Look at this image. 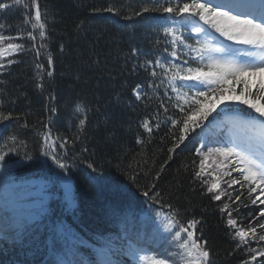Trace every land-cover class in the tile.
Returning <instances> with one entry per match:
<instances>
[{"label":"trees","instance_id":"trees-1","mask_svg":"<svg viewBox=\"0 0 264 264\" xmlns=\"http://www.w3.org/2000/svg\"><path fill=\"white\" fill-rule=\"evenodd\" d=\"M159 2L162 0H38L41 11L47 13V47L37 61L45 67L43 91L35 87L34 51L9 57L19 63L0 72V111L12 114L11 119L0 122V150L8 153L0 162V264H99L102 259L136 264L124 250L130 244L144 248L149 255L153 249L165 256L176 253L172 237L164 232L156 215L168 208L153 203L151 197L155 193H159L162 203L179 210L182 223L190 219L201 221L196 234H202L207 241L211 264H244L249 259V248L264 249V242L256 241L238 248L240 241L233 239L226 224L227 213L220 211L224 203H230L233 218L247 228L264 205H252L246 187L241 189L236 184L229 188L228 177H224L227 183L222 182L221 188L231 194L230 198L225 195L214 201L204 184V180L211 183L216 174L211 160L206 162V168L211 167L205 175L195 177L201 160L197 147L207 152L210 147L224 145L222 134L226 130L243 139L246 135L239 132H247L236 130L240 129L237 126L252 117H264L247 105L225 101L173 153L168 152L173 133L179 138V130L173 129L168 119L180 115L174 106L175 94L168 89L165 95L163 75L153 78L152 69L145 71L140 65L146 60L154 62L157 57L164 63L173 59L164 52L165 47L170 51V46L161 31L163 26H170V18L156 12L135 15L145 5L154 7ZM234 2L250 4L245 0ZM24 3L30 5V0ZM110 7L115 11H107ZM24 19L23 4L4 10L0 14V34L17 36L31 30ZM181 31L194 45L196 35L189 29ZM213 35L236 47L218 33ZM13 42L23 43L26 48L31 45L26 37ZM133 48L138 50L135 55ZM180 51L183 54L185 50ZM48 54L53 59L51 78L46 75ZM186 59L189 57L181 55L173 62ZM156 71L161 73L159 68ZM150 81L160 86L149 87ZM137 85H141L139 100L133 92ZM242 87L236 84V91L226 95L239 96ZM49 95L54 99L50 101ZM162 101L168 108L166 113L160 107ZM258 103L264 104V100ZM78 104L82 112L87 111L82 133L76 127L82 118L75 112ZM46 106L57 109L51 114L54 139L59 136L72 141L80 136L64 148L59 147L62 141H57L55 148L57 159L68 165V187L63 184L65 173L51 157L42 154V140L37 132L43 131V123L49 120ZM146 118L153 126L151 134L141 127ZM157 123L159 128L155 127ZM215 123L220 128H212ZM13 133L18 138L16 144L5 147V138ZM10 147L16 150L9 152ZM89 163L95 171L88 168ZM232 176L240 179L236 173ZM66 190L69 205L64 196ZM145 191L149 197L143 195ZM237 195L241 201L232 203ZM259 222L264 223V219ZM71 241L72 251H57Z\"/></svg>","mask_w":264,"mask_h":264},{"label":"snow or ice","instance_id":"snow-or-ice-1","mask_svg":"<svg viewBox=\"0 0 264 264\" xmlns=\"http://www.w3.org/2000/svg\"><path fill=\"white\" fill-rule=\"evenodd\" d=\"M21 4L25 9L24 24L30 25L31 30L20 32L17 36L0 34V72H5L9 65L19 63L9 57L17 53L34 51L35 87L43 91L45 67L37 61L42 55V50L47 47L44 43L48 38L47 13L41 11L38 0H30V5L24 3V0H12V3L0 2V14L4 10L12 8L13 5ZM107 11L114 12L115 10L110 7ZM147 12L166 14L170 18V26H163L161 29L166 38L165 43L170 46V51L169 47H165L164 52L176 60L181 59V55L189 57L182 63H175L173 59H168L164 63L160 57H157L154 62L146 60L140 65L145 71L151 68L150 76L153 78L163 75L165 79L161 80V84L166 86L165 95H167L168 89H171L175 94L174 106L180 115L177 119L171 117L168 119L171 120L172 128L179 130V138L176 139L175 133H173V144L168 149L170 154L185 141L190 132L201 127L204 120L217 108L218 104L225 101L247 105L255 113H258L259 117H264V104L258 103V101L264 100V0H260L258 5L236 3L234 0H175V2L162 0L154 7L145 5L135 15L140 16ZM181 28L189 29L196 35L197 39L194 45L187 42L188 37L184 35ZM213 32L218 33L224 40L233 42V45L245 47L227 45L219 41ZM25 37L31 41L29 48H26L23 43L13 42L16 39L23 40ZM159 43L158 39L157 45ZM181 48L185 50L183 54H181ZM61 50H63V45H61ZM137 53L138 50L133 48L132 54ZM192 64L196 66H191ZM47 65L49 70L46 75L51 78L53 76V72L50 70L53 65L51 54L47 56ZM157 68L161 69V73H157ZM236 84L243 85L240 95H226L228 92L236 91ZM253 84L256 86L255 92H252ZM159 86L149 82V87L158 88ZM140 89L141 85H137L133 89L137 100L142 98ZM53 99L54 97L49 95V100ZM171 99L168 97L169 101ZM2 103L0 101V105ZM160 107L164 108L165 113L168 111L163 101ZM46 110L50 114L49 120L43 123L44 130L37 132L42 140V154L51 157L57 167L65 173L63 180L67 185L69 182L68 165L57 159L54 154L55 148L57 141H62L59 147L64 148L68 143H74L75 140L80 139V136L77 135L72 141L59 136L54 139L50 124L53 122L51 114L56 113L57 109L46 106ZM75 112L82 116L76 125L78 132L82 133L87 122V111L82 112L81 106L78 104L75 106ZM11 118V112L5 114L0 111V122ZM159 126V123L155 125L156 128ZM23 127L26 128L28 125L25 123ZM141 127L147 133H152L153 126L149 119H144ZM243 127L250 134L240 142L229 141L219 147H210L207 152H204L202 147L196 148V153L201 156V160L200 170L195 172V177L202 178L205 175L207 168L211 167L208 165L206 168V162L211 160L212 164L216 166L214 170L216 174L211 183L204 180V184L207 185V192L212 194L214 201H220L225 195L230 198L231 194L221 188L222 182L227 183L224 177H228L229 188L236 184H239L241 189L246 187L251 204L264 205V119L252 117L248 122H245ZM17 139L15 133L8 135L5 138V147L9 143L15 145ZM142 142L138 140V143ZM15 150V147L8 149L9 152ZM7 155L8 153L0 150V162L5 161ZM26 158L30 159V157ZM87 166L95 171L93 164L89 163ZM161 170H163V166H161ZM233 173H236L240 179L233 178ZM159 175L160 173H157V178ZM143 195L149 197L150 193L145 191ZM158 197L159 193H155L151 197L153 203L160 204L161 208H168V211L163 214L157 211V218L160 220L164 232L172 237L171 243L175 245L178 252L168 253L166 256L160 253L140 254L145 250L130 244L126 254L132 256L136 260V264H211L208 243L202 234H196L201 221L190 219L186 224L182 223L179 218V210L173 209L170 204L162 203ZM240 201L241 196L237 195L232 203ZM220 211L227 213L226 224L232 231L233 239L240 241L237 245L238 248L249 244L250 241L264 242V235L260 234V232H264V223L259 222L260 219H264V207H259V211L249 221L247 228L241 227L238 221L233 218L234 209L230 203H224ZM253 221H255V226H253ZM247 251L249 259L244 264H264V249L249 248ZM59 264H71V262L60 261ZM80 264H95V262H80ZM99 264H117V262L102 259Z\"/></svg>","mask_w":264,"mask_h":264},{"label":"rangeland","instance_id":"rangeland-1","mask_svg":"<svg viewBox=\"0 0 264 264\" xmlns=\"http://www.w3.org/2000/svg\"><path fill=\"white\" fill-rule=\"evenodd\" d=\"M235 46H237V47H240V48H243V47H245V46H243V45H235ZM252 88H256V86H255V84H253V86H252ZM226 118V121H228V119H230V117L228 116V117H225ZM242 122V121H241ZM243 123V125L245 124V122H242ZM243 125H238L237 127H240V129H236V130H245V128L243 127ZM220 128V124H218V123H215V124H213L212 125V128ZM246 131V130H245ZM239 133H241V134H245L246 136L247 135H249L250 133H245V132H239ZM222 136H223V139H224V144H227L229 141H236V142H240L242 139L240 138V135H234L232 132H230L229 130H226V131H224L223 132V134H222ZM244 138H246V137H243V139ZM63 184L65 185V186H67L68 187V184L66 185L65 184V182H63ZM65 189H67L66 187H65ZM64 196L66 197V200H67V205H69V203H70V198L68 197V192H67V190L65 191V194H64ZM32 206L33 207H37V205L36 204H32ZM25 207H26V203H25ZM29 209H31L29 206H27ZM72 246H73V243H72V241L69 243V245H67V246H65V247H61V248H59V249H57V251H59V252H61V253H64V254H67V253H69V251H72ZM136 247L137 248H141V249H144V248H142V247H140V246H137L136 245ZM128 249H129V245H127L126 247H125V251H126V253L128 252ZM145 250V249H144ZM157 250V249H156ZM104 252H106V251H104ZM140 254H148L147 253V251L145 250L144 252H141ZM153 254H154V249H153ZM152 254V255H153ZM127 255V254H126ZM149 255V254H148ZM131 260H134V261H136L132 256H130V255H127ZM66 262V261H65Z\"/></svg>","mask_w":264,"mask_h":264}]
</instances>
